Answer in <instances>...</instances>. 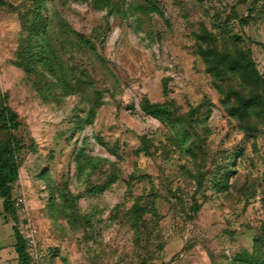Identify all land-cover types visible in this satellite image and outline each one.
Masks as SVG:
<instances>
[{"label": "rangeland", "instance_id": "rangeland-1", "mask_svg": "<svg viewBox=\"0 0 264 264\" xmlns=\"http://www.w3.org/2000/svg\"><path fill=\"white\" fill-rule=\"evenodd\" d=\"M0 2V264L18 237L29 264L264 263V108L242 122L206 70L242 52L264 81V0Z\"/></svg>", "mask_w": 264, "mask_h": 264}, {"label": "trees", "instance_id": "trees-1", "mask_svg": "<svg viewBox=\"0 0 264 264\" xmlns=\"http://www.w3.org/2000/svg\"><path fill=\"white\" fill-rule=\"evenodd\" d=\"M92 3L96 10H100L108 7L109 0H92ZM2 5L3 3L0 2V6ZM75 36L77 39L83 38L79 34H75ZM199 51L200 55L205 57L207 50L200 47ZM226 58V62L219 64L210 63L206 70L210 74L213 85L220 95V103L225 106L233 98L236 107L231 109V114L233 115L234 112H238V118L243 122L251 112L255 116V114H259L263 110L264 81L259 76L253 65V61L248 57L247 53L227 54ZM18 125L16 115L1 104L0 133L5 132L10 134V132L18 129ZM17 149L18 141L13 135L10 134L3 142L0 139V198L2 199L5 215L14 214L10 186L18 177ZM203 179V174L197 177V189L201 186ZM174 193L168 191L166 195L167 197H174ZM16 240L15 251L18 262L20 264H29L30 258L25 251L23 242L19 237ZM146 260L143 259L139 264H147Z\"/></svg>", "mask_w": 264, "mask_h": 264}, {"label": "built area", "instance_id": "built-area-1", "mask_svg": "<svg viewBox=\"0 0 264 264\" xmlns=\"http://www.w3.org/2000/svg\"><path fill=\"white\" fill-rule=\"evenodd\" d=\"M37 236H38L37 230L34 227L30 226L27 228L24 237L27 242L32 243L33 241L36 240Z\"/></svg>", "mask_w": 264, "mask_h": 264}]
</instances>
